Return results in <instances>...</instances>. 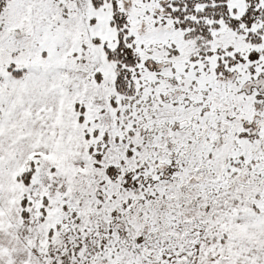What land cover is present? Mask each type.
I'll return each mask as SVG.
<instances>
[{
  "label": "snow or ice",
  "instance_id": "snow-or-ice-1",
  "mask_svg": "<svg viewBox=\"0 0 264 264\" xmlns=\"http://www.w3.org/2000/svg\"><path fill=\"white\" fill-rule=\"evenodd\" d=\"M0 264H264V0H0Z\"/></svg>",
  "mask_w": 264,
  "mask_h": 264
}]
</instances>
